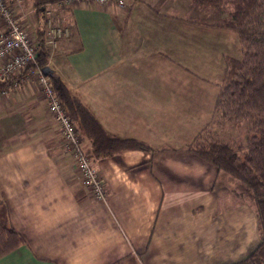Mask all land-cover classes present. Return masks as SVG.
<instances>
[{
  "label": "crops",
  "instance_id": "crops-1",
  "mask_svg": "<svg viewBox=\"0 0 264 264\" xmlns=\"http://www.w3.org/2000/svg\"><path fill=\"white\" fill-rule=\"evenodd\" d=\"M129 1L128 10L114 4L56 10L69 35L58 41L48 67L107 133L152 149L92 158L104 183V197L94 198L60 150V130L35 77L6 81L0 196L23 242L0 264H236L259 242L256 215L236 197L233 180L177 151L210 120L224 56L233 52L221 50L220 74L205 78L196 55L187 58L204 36L198 25L178 19L182 7ZM27 2L10 3L34 37L39 21Z\"/></svg>",
  "mask_w": 264,
  "mask_h": 264
},
{
  "label": "trees",
  "instance_id": "trees-1",
  "mask_svg": "<svg viewBox=\"0 0 264 264\" xmlns=\"http://www.w3.org/2000/svg\"><path fill=\"white\" fill-rule=\"evenodd\" d=\"M57 0H31L39 23L35 29L36 66L47 67L49 50L44 37V5ZM226 14L219 23L178 18L196 25L235 32L239 58L224 59L220 90L210 121L179 152L190 153L236 183L237 197L252 202L259 242L236 264H264V0H196ZM228 4V5H227ZM130 6V5H129ZM56 96L74 124L83 150L91 159L115 157L127 150L152 149L147 143L107 133L76 92L58 76H49ZM2 83L0 87L4 86ZM231 125L235 135L220 136ZM87 148H86V147ZM23 242L10 223L8 207L0 198V256Z\"/></svg>",
  "mask_w": 264,
  "mask_h": 264
},
{
  "label": "built area",
  "instance_id": "built-area-1",
  "mask_svg": "<svg viewBox=\"0 0 264 264\" xmlns=\"http://www.w3.org/2000/svg\"><path fill=\"white\" fill-rule=\"evenodd\" d=\"M10 2L18 5L22 0H0V85L17 75L21 82H27L35 77L40 94L46 101L47 110L60 130L62 150L72 156L81 183L91 191L92 196L103 198L104 183L91 165L90 155L83 150L74 124L56 96L49 76L35 67L37 59L35 36L32 37L28 30L17 22ZM53 4L61 9L71 8L77 4L96 6L115 4L122 9L125 6L129 7L126 0H57ZM30 11H35V8L32 6ZM46 14V44L52 53L58 41L69 35V28L55 19L49 9L46 10ZM1 92L6 91L1 90Z\"/></svg>",
  "mask_w": 264,
  "mask_h": 264
},
{
  "label": "rangeland",
  "instance_id": "rangeland-1",
  "mask_svg": "<svg viewBox=\"0 0 264 264\" xmlns=\"http://www.w3.org/2000/svg\"><path fill=\"white\" fill-rule=\"evenodd\" d=\"M169 1H175L176 3H178L182 7V9L180 11L181 13H179V15H176V16L195 18V19L199 20L200 22H203V23H206V24H209V23L212 24V23H217V22L219 23L221 20H223V17L226 15L224 13V11L223 12H217L216 10L212 9L209 4H207V3L199 4L196 0H167V3ZM27 3L30 4V5L32 4L31 0H28ZM126 3H130V1L126 0ZM175 7H178V6H175ZM118 8H120V7H118ZM128 8H127V6H125L123 8V10H128ZM48 9L50 10V13L55 17V19H58L59 22L61 23L60 18L57 17V15H55L53 13L57 12L58 10H63V9L57 8L53 3L45 4L44 5L45 20H46V15H47L46 14V10H48ZM120 9H122V8H120ZM156 10H158V12H159L160 9H158L156 7ZM151 11H154V10H151ZM160 11L162 12V14L164 12H166V11L170 12L169 9H165V8L161 9ZM154 12H156V11H154ZM197 28L199 29L198 33L202 34V35H200V37L204 36L203 39L205 41L203 42V40H201V42H200V40H198L197 44L190 46L192 49H196V50L188 51L187 52V58H190V57H193L194 55H196L193 59L195 60V62H197L195 67H197L198 73L202 74L203 77L207 76L210 79H216V78H214V76L220 74V71H219V69H220L219 60L220 59H219V55L218 54L220 53L221 50H223L226 47V48H228V50H231V52H233L234 56H237L238 54L241 55L240 43L238 41V38H237V35L235 34V32H233L231 30L221 29V28H216V27L214 29L211 26H205V25L204 26L203 25H198ZM219 29H221V30H219ZM217 30H219L220 32H218ZM214 31H216L219 35L223 32L224 33L223 34V38L222 37H216L215 35H213L212 33H214ZM225 36H227V37H225ZM44 37L46 39V29L45 28H44ZM47 47H48V45H47ZM191 48H187V49H191ZM48 50H49V56H48L47 64H48L49 59L51 58L52 53H53V52L51 53L49 47H48ZM234 56H231V57H234ZM225 57H228V56H224V59H225ZM239 57H237V58H239ZM224 59H223V62H224ZM201 60L203 62V66H201V68H200L199 67V63H200ZM192 67H194V65ZM208 68H210L212 70V73L209 74V75L206 74L208 72ZM223 71H224V66H223ZM223 74L224 73H222V76H223ZM222 76H221V79H220L219 83H221V81H222ZM220 85L221 84H219L218 92L220 90ZM218 92L216 94V97L218 95ZM216 97H215V100H216ZM214 105H215V101H214ZM213 114H214V108H213V110L211 112V118H212ZM207 123H205L203 125V127ZM235 134H236L235 133V129L231 125H228L224 129H221V131L219 133L220 136L223 135L225 137L227 135L234 136ZM61 143H62V140L60 141V145H59L60 150L63 153H66V152H64L62 150ZM67 154H69V153H67ZM233 183H234L233 184V190H234V188L236 186V183L235 182H233ZM0 198H2V197L0 196ZM237 198L239 200L244 201V202H248L250 204V206L252 207V209H253V206H252L253 204H252V202L249 199L241 198V197H237ZM253 211H254V209H253ZM254 213H255V211H254ZM258 237H259V234H258Z\"/></svg>",
  "mask_w": 264,
  "mask_h": 264
},
{
  "label": "water",
  "instance_id": "water-1",
  "mask_svg": "<svg viewBox=\"0 0 264 264\" xmlns=\"http://www.w3.org/2000/svg\"><path fill=\"white\" fill-rule=\"evenodd\" d=\"M41 71H42V73H43L44 75H47V76H50V75L52 74L48 66L42 68Z\"/></svg>",
  "mask_w": 264,
  "mask_h": 264
}]
</instances>
